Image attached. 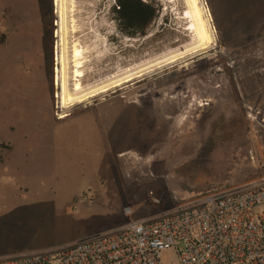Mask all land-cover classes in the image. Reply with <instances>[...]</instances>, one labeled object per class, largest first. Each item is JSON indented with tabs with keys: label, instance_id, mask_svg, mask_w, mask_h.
Instances as JSON below:
<instances>
[{
	"label": "rangeland",
	"instance_id": "obj_1",
	"mask_svg": "<svg viewBox=\"0 0 264 264\" xmlns=\"http://www.w3.org/2000/svg\"><path fill=\"white\" fill-rule=\"evenodd\" d=\"M142 1L159 14L134 38L120 31L117 0H77L84 85L190 43L183 0ZM202 5L212 48L63 111L56 0H0V259L112 235L264 183V0ZM160 259L178 264L177 249Z\"/></svg>",
	"mask_w": 264,
	"mask_h": 264
},
{
	"label": "built area",
	"instance_id": "obj_2",
	"mask_svg": "<svg viewBox=\"0 0 264 264\" xmlns=\"http://www.w3.org/2000/svg\"><path fill=\"white\" fill-rule=\"evenodd\" d=\"M173 248L178 264H264V183L207 196L159 220L129 222L112 235L0 264H162L161 253Z\"/></svg>",
	"mask_w": 264,
	"mask_h": 264
},
{
	"label": "bare ground",
	"instance_id": "obj_3",
	"mask_svg": "<svg viewBox=\"0 0 264 264\" xmlns=\"http://www.w3.org/2000/svg\"><path fill=\"white\" fill-rule=\"evenodd\" d=\"M170 1L175 4L178 0ZM183 1L186 10L180 19L188 21L186 31L192 35L190 43L182 49H174L155 60L143 63L121 74L117 73L107 79L96 81L94 84L84 85L88 49L74 37L80 32V26L75 18L77 0H56L57 14L61 19V28L58 33L60 41L57 45L60 50L57 51L58 67H56V84L60 89V98L59 94L57 95L59 109L70 111L77 106L90 104L91 100L105 97L109 93H116L117 89L121 90L125 84L144 77L150 71L178 63L191 55L206 52L212 48L215 39L202 0ZM65 115V113L62 114L61 118ZM138 167L132 166L130 170L135 173Z\"/></svg>",
	"mask_w": 264,
	"mask_h": 264
},
{
	"label": "trees",
	"instance_id": "obj_4",
	"mask_svg": "<svg viewBox=\"0 0 264 264\" xmlns=\"http://www.w3.org/2000/svg\"><path fill=\"white\" fill-rule=\"evenodd\" d=\"M126 4L131 8V12L130 10L126 13H124L125 15H122L124 17H129V15L132 13L136 14L138 16V23L140 25V29L138 30V32H131V31H126L123 30V32H125L128 36L130 37H139V35H146V33L148 32L149 28H150V24H153L155 22V20L157 19V15L159 14V10H157L152 4L150 3H145L142 0H118V7L122 6L125 7ZM116 9V8H115ZM147 18H149V20L153 21V23L150 21V23L147 25V22L145 23V26H143V21L145 22V20H147Z\"/></svg>",
	"mask_w": 264,
	"mask_h": 264
},
{
	"label": "flooded vegetation",
	"instance_id": "obj_5",
	"mask_svg": "<svg viewBox=\"0 0 264 264\" xmlns=\"http://www.w3.org/2000/svg\"><path fill=\"white\" fill-rule=\"evenodd\" d=\"M118 5V0L116 2V9H114V16L116 17L117 21H118V26L120 28V31L123 33V35H127L125 32H123V30L126 31H131V32H138V30L140 29V25L138 23V16L136 14L132 13L129 15V17H124L122 15H125L124 13H126L130 10L131 12V8L129 7L127 4L125 7L122 6H117ZM55 13H57V10L55 11ZM151 20H149V18H147V20H145V22L143 21V26H145V23L147 22V25L150 23ZM153 23V21H151ZM152 25V24H150ZM8 30V29H6ZM55 54V53H54Z\"/></svg>",
	"mask_w": 264,
	"mask_h": 264
},
{
	"label": "crops",
	"instance_id": "obj_6",
	"mask_svg": "<svg viewBox=\"0 0 264 264\" xmlns=\"http://www.w3.org/2000/svg\"><path fill=\"white\" fill-rule=\"evenodd\" d=\"M126 108H128V107H126Z\"/></svg>",
	"mask_w": 264,
	"mask_h": 264
}]
</instances>
